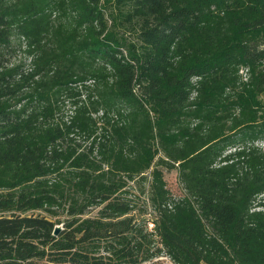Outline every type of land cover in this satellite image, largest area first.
Segmentation results:
<instances>
[{"label":"trees","instance_id":"trees-1","mask_svg":"<svg viewBox=\"0 0 264 264\" xmlns=\"http://www.w3.org/2000/svg\"><path fill=\"white\" fill-rule=\"evenodd\" d=\"M262 94L264 0H0V264H264Z\"/></svg>","mask_w":264,"mask_h":264},{"label":"rangeland","instance_id":"rangeland-1","mask_svg":"<svg viewBox=\"0 0 264 264\" xmlns=\"http://www.w3.org/2000/svg\"><path fill=\"white\" fill-rule=\"evenodd\" d=\"M9 58L13 63H18L24 59V55L22 51L16 47L14 53H12ZM260 103L262 107H264V94H262L260 97ZM261 146H264V143H262ZM144 176L146 193L148 192L150 186L153 185L159 195L180 197L184 194L178 179V172L176 170L170 171L161 167H153L148 172H146ZM131 192L132 202H138L140 206H142V202H147L146 195L139 196V190L136 187H134ZM261 202L264 203V196H262ZM95 214L96 211H93L89 216L93 217ZM160 260L166 264H171L166 257H161Z\"/></svg>","mask_w":264,"mask_h":264},{"label":"water","instance_id":"water-1","mask_svg":"<svg viewBox=\"0 0 264 264\" xmlns=\"http://www.w3.org/2000/svg\"><path fill=\"white\" fill-rule=\"evenodd\" d=\"M60 231H61V227H56L54 231V235L57 236Z\"/></svg>","mask_w":264,"mask_h":264}]
</instances>
